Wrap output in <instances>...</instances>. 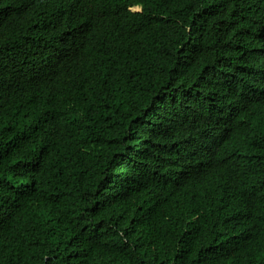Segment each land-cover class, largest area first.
Returning a JSON list of instances; mask_svg holds the SVG:
<instances>
[{
	"label": "trees",
	"instance_id": "trees-1",
	"mask_svg": "<svg viewBox=\"0 0 264 264\" xmlns=\"http://www.w3.org/2000/svg\"><path fill=\"white\" fill-rule=\"evenodd\" d=\"M0 264H264V0H0Z\"/></svg>",
	"mask_w": 264,
	"mask_h": 264
},
{
	"label": "clouds",
	"instance_id": "clouds-1",
	"mask_svg": "<svg viewBox=\"0 0 264 264\" xmlns=\"http://www.w3.org/2000/svg\"><path fill=\"white\" fill-rule=\"evenodd\" d=\"M91 2H94V1H91ZM131 9L134 11H140L141 7L139 5H133V6H131Z\"/></svg>",
	"mask_w": 264,
	"mask_h": 264
}]
</instances>
